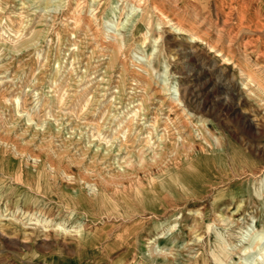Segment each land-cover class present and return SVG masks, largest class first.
<instances>
[{
  "label": "rangeland",
  "instance_id": "obj_1",
  "mask_svg": "<svg viewBox=\"0 0 264 264\" xmlns=\"http://www.w3.org/2000/svg\"><path fill=\"white\" fill-rule=\"evenodd\" d=\"M134 1L0 0V264H264V0Z\"/></svg>",
  "mask_w": 264,
  "mask_h": 264
},
{
  "label": "bare ground",
  "instance_id": "obj_2",
  "mask_svg": "<svg viewBox=\"0 0 264 264\" xmlns=\"http://www.w3.org/2000/svg\"><path fill=\"white\" fill-rule=\"evenodd\" d=\"M132 1H134V0H132ZM137 1H138V6L136 7V9L139 10V12L141 13V11H142L141 4H142L143 0H137ZM134 2H135V1H134ZM136 3H137V2H136ZM165 4H166V2H165ZM169 4H170V3H169ZM166 5H167V4H166ZM158 8H159V7H158ZM167 8H168V7H166V9H167ZM163 10H164V9H163ZM167 10H168V9H167ZM177 10H178V9H177ZM166 12H167V11H166ZM193 12H194V11H193ZM191 14H192V13H191ZM182 16H183V15H182ZM187 16H188V15H187ZM253 16H255V15H253ZM175 17H176V16H175ZM175 17L173 16V18H175ZM190 18H191V17H190ZM262 18H263V17H262ZM191 19H192V18H191ZM197 19H198V18H197ZM164 20H165V19H164ZM182 20H183V19H182ZM185 20H186V19H185ZM189 20H190V19H189ZM198 20H199V19H198ZM193 21H194V20H193ZM199 21H201V20H199ZM181 22H182V21H181ZM168 24H169V23H168ZM172 24H173V23H172ZM204 24H205V23H204ZM174 25H176V27L178 28L179 31L184 30V29L179 25V23L176 22V24L174 23ZM196 25H197V24H196ZM206 25H207V24H206ZM245 26H246V25H245ZM201 32H202V31H201ZM201 32H200V33H201ZM190 33H191V32H190ZM17 34H18V33H17ZM17 34H16V35H17ZM192 34H193V33H192ZM214 34H215V32H214ZM215 35H216V34H215ZM193 36H194V35H193ZM224 39H225V38H224ZM67 40H68V39H67ZM113 40H114V42H113L114 45H119V44H121V43H124V40H122V39H121V40H118L116 37H113ZM189 40H190V39H189ZM212 42H213V41H212ZM220 43H221V42H220ZM223 43H224V42H223ZM213 44H214V43H213ZM216 44H217V43H216ZM216 44H215V45H216ZM226 44H227V42H226ZM204 45H205V44H204ZM101 47H102V45H101ZM205 47H206V46H205ZM223 47H224V46H223ZM242 47H243V46H242ZM221 48H222V47H221ZM109 49H110V48H109ZM191 49H192V48H191ZM207 49H208V48H207ZM220 50H221V49H220ZM223 50H224V49H223ZM193 51H194V50H193ZM244 51H245V50H244ZM107 53H108V52H107ZM108 54H109V53H108ZM194 54H195V53H194ZM241 54H242V53H241ZM106 55H107V54H106ZM238 56H239V54H238ZM246 60H247V59H246ZM249 62H250V61H249ZM251 62H252V61H251ZM246 64H247V63H246ZM248 64H249V63H248ZM252 65H253V64H252ZM100 66H101V65H100ZM245 68H246V67H245ZM258 69H259V68H258ZM250 70H251V69H250ZM255 70H257V69H255ZM253 71H254V70H253ZM210 72H211V71H210ZM254 72H255V71H254ZM136 73H137V72H136ZM143 73H144V72H143ZM238 73H239V72H238ZM255 73H256V72H255ZM242 74H243V73H242ZM259 74H260V73H259ZM259 74H258V75H259ZM245 75H247V74H245ZM29 77H30V76H29ZM136 79H137V78H136ZM247 79H248V81L251 82V83L254 82V80H253L252 77H250V76H247ZM262 79H263V78H262ZM27 80H28V78H27ZM140 80H141V79H140ZM215 80H216V78H215ZM217 80H218V79H217ZM228 82H229V81H228ZM244 82H245V81H244ZM260 82H261V80H260ZM222 83H223V82H222ZM230 84H231V83H230ZM157 86H158V85H157ZM111 87H112V86H111ZM219 88H220V87H219ZM7 89H8V88H7ZM19 89H20V88H19ZM57 89H58V88H57ZM21 90H22V89H21ZM21 90H20V91H21ZM226 90H227V89H226ZM31 91H33V90H31ZM227 93H228V92H227ZM230 93H231V92H230ZM75 94H76V93H75ZM81 94H82V93H81ZM205 94H206V93H205ZM20 95H21V94H20ZM83 95H84V94H83ZM105 95H106V94H105ZM105 95H104V96H105ZM147 95H148V94H147ZM21 96H22V95H21ZM79 96H80V95H79ZM232 96H233V95H232ZM240 96H241V95H240ZM19 97H20V96H19ZM55 97H56V96H55ZM55 97H54V98H55ZM59 97H60V96H59ZM137 97H138V96H137ZM131 98H132V97H131ZM156 98H157V97H156ZM205 98H206V97H205ZM8 99H9V98H8ZM75 99H76V98H75ZM79 99H80V98H79ZM133 99H135V98H133ZM153 99H154V98H153ZM223 99H224V98H223ZM6 100H7V99H6ZM82 100H83V99H82ZM20 101H21V100H20ZM203 101H204V100H203ZM196 102H197V101H196ZM83 103H84V102H83ZM233 103H234V102H233ZM81 104H82V103H81ZM106 104H107V102H106ZM136 104H137V103H136ZM170 104H171V103H170ZM170 104H169V105H170ZM17 105H18V104H17ZM71 105H72V104H71ZM103 106H104V105H103ZM123 108H124V107H123ZM127 108H128V107H127ZM132 108H133V107H132ZM167 108H168V107H167ZM220 108H221V107H220ZM76 109H77V108H76ZM76 109H75V110H76ZM152 109H153V108H152ZM101 110H103V109H101ZM153 110H154V109H153ZM37 111H38V110H37ZM150 111H151V110H150ZM69 112H70V111H69ZM96 112H97V111H96ZM101 112H102V111H101ZM222 112H223V111H222ZM222 112H221V113H222ZM236 112H237V111H236ZM236 112H235V113H236ZM24 113H25V112H24ZM33 113H34V112H33ZM70 113H71V112H70ZM129 113H130V112H129ZM224 113H225V112H224ZM130 114H131V113H130ZM162 114H163V113H162ZM230 114H231V113H230ZM36 115H37V114H36ZM227 115H228V114H227ZM46 116H47V115H46ZM73 116H74V115H73ZM94 116H95V115H94ZM118 116H119V115H118ZM150 116H151V115H150ZM94 118H95V117H94ZM115 118H116V117H115ZM126 118H128V117H126ZM155 118H156V117H155ZM90 119H92V117H91ZM95 119H96V118H95ZM98 119H99V118H98ZM98 119H97V120H98ZM112 120H113V119H112ZM115 120H116V119H115ZM122 120H123V119H122ZM91 121H92V120H91ZM91 121H90V122H91ZM94 121H95V120H94ZM94 121H93V122H94ZM93 122H92V123H93ZM96 122H97V121H96ZM116 122H117V120H116ZM128 122H129V121H128ZM128 122H127V123H128ZM242 122H243V121H242ZM84 123H85V121H84ZM92 123H91V124H92ZM106 126H107V125H106ZM119 126H120V125H119ZM145 126H146V125H145ZM115 127H116V126H115ZM138 127H139V126H138ZM121 128H122V127H121ZM112 129H113V127H112ZM105 132H106V131H105ZM88 133H89V132H88ZM103 133H104V132H103ZM85 134H86V133H85ZM101 134H102V133H101ZM104 134H105V133H104ZM109 135H110V134H109ZM99 137H100V136H99ZM143 137H144V136H143ZM237 137H238V136H237ZM141 138H142V137H141ZM101 140H102V139H101ZM22 142H23V141H22ZM149 142H150V141H149ZM35 143H36V142H35ZM125 144H126V143H125ZM79 145H80V144H79ZM81 145H82V144H81ZM251 147H252V146H251ZM27 151H28V150H27ZM123 155H124V154H123ZM71 157H72V156H71ZM73 157H74V156H73ZM116 157H119V156L116 155ZM121 157H122V156H121ZM114 159H115V158H114ZM157 174H158V173H157ZM20 177H21V176H20ZM20 177H19V178H20ZM8 179H9V178H8ZM10 179H11V178H10ZM10 179H9V180H10ZM11 180H12V179H11ZM153 181H154V180H153ZM57 185H58V184H57ZM219 188H220V187H219ZM210 195H211V194H210ZM113 207H114V206H113ZM166 213H167V212H166ZM210 221H212V220H210ZM92 225H93V224H92ZM163 227H164V226H162V225H160V226H155L154 229H155V231H160V230L163 229ZM94 229H95V228H94ZM124 229H125V228H124ZM124 233H125V231H124ZM77 237H78V236H77ZM116 238H118V237H116ZM22 239H23V238H22ZM22 239H21V240H22ZM170 239H171V238L168 237L167 239H165V241H170ZM114 241H115V240H114ZM160 244H161V242L158 240V241H157L152 247H155V246L158 247ZM260 250H261V249H260ZM161 251H162V249H161ZM166 260L169 261V260H170V257H169V256H166Z\"/></svg>",
  "mask_w": 264,
  "mask_h": 264
}]
</instances>
